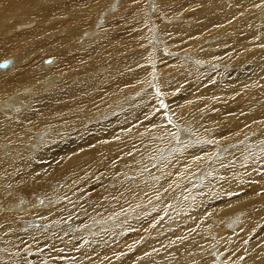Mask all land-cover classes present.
Listing matches in <instances>:
<instances>
[{
    "label": "bare ground",
    "instance_id": "6f19581e",
    "mask_svg": "<svg viewBox=\"0 0 264 264\" xmlns=\"http://www.w3.org/2000/svg\"><path fill=\"white\" fill-rule=\"evenodd\" d=\"M263 2L0 0V152L10 153L5 161L0 155V180L6 179L0 182V227L14 217L6 211L15 207L12 194L27 195L23 184L12 189V173L48 163L38 148L37 155L28 151L44 139L65 152L63 159H51L56 165L44 175L109 174L112 183L100 175L98 190L108 196L113 213L126 210L87 229H114L109 238L130 247L127 252L107 246L105 233H91L80 238L91 249L88 257L71 264H105L98 257L106 250L115 253L117 264H264V59H243L251 46L240 36L264 41ZM227 25L232 26L223 33ZM213 38L220 40L210 44ZM230 40L249 47L223 49ZM163 41L169 49L158 45ZM164 51L179 52L180 58L172 62ZM186 81L196 87L169 111L188 109L193 119L182 129L190 138L168 144L159 130L145 133L153 122L140 114L164 107L168 112L160 99L170 104ZM235 94L238 113L232 109ZM219 108L228 113H216ZM60 121L67 131L73 128L72 141L59 135ZM84 122L89 124L82 128ZM156 147L164 153L146 177L134 186L127 175L111 188L145 149ZM254 150L261 151L253 159ZM250 176L257 186L249 185ZM193 178L210 185L208 197L196 189L184 201ZM60 200L41 203L49 208ZM207 203L214 208L202 213ZM253 205L259 208L251 214Z\"/></svg>",
    "mask_w": 264,
    "mask_h": 264
},
{
    "label": "rangeland",
    "instance_id": "374dc122",
    "mask_svg": "<svg viewBox=\"0 0 264 264\" xmlns=\"http://www.w3.org/2000/svg\"><path fill=\"white\" fill-rule=\"evenodd\" d=\"M263 10L264 2L261 13L263 12ZM163 11L167 16L173 17V9L171 7H166ZM148 22L150 25H152L150 19H148ZM159 22L161 23V21ZM168 22H175V18ZM231 26L232 25H227L223 30V33ZM152 31L157 34H161L155 29H152ZM243 35H245L251 47L249 51H246L245 55L242 58L244 59L246 55L248 57L250 56V62L252 61V59H255L257 57H261L262 59H264V41H261L259 37L253 38L251 36L248 39L246 33H242L240 36ZM229 39L231 38L228 37V40ZM219 40L220 38H213L209 41V43H215ZM231 41L232 40H230L228 43L223 44V49L236 53L240 52V50L248 49L249 47L247 44H241L240 46H237L235 44L232 46ZM164 44L165 46H161L162 48H170L166 41H163L162 44L158 45ZM252 50H258L259 53L253 52ZM177 53L179 52H176V54ZM164 54L170 56V58L173 59L172 62H174L177 58H180V56L175 57L176 54H170L167 51H164ZM182 54L184 56V53ZM163 57L164 56L162 55L161 58ZM7 58L9 57L1 58V60L5 59L6 62H8ZM183 58H185V56ZM48 59L50 58H47L46 62ZM226 69L229 70V68L227 67ZM200 79L202 78L200 77ZM187 83V81L180 83V86L176 89V98H174L170 104H167L160 99L162 105L168 107V112L166 111V107H164L163 109L159 108L151 109L148 112L144 111L140 114V118L142 120L150 123L153 122L149 125L150 129L145 130V133L154 129L159 130L162 135H165L164 138L166 143L168 144L171 142L179 144L181 140L190 138V133L185 132L184 130L186 129H182V127H188L186 123H189V121L193 119L189 118L188 109L185 110L179 108L181 112L175 111L173 114H171V112L169 111L170 106L175 107L181 104L183 102V99L188 95L191 89L196 87L186 86ZM237 95L238 94H235L232 98V109L233 111L238 113V102L235 101ZM20 102L21 99L17 101L18 104H20ZM215 112L222 115L228 113L227 109L225 108H219L215 110ZM233 116L236 117L237 115L234 114ZM157 121H159L158 124L156 123ZM60 122H64V126H61L62 131L59 132V135L61 137H66L65 139H67V141H72L70 137L73 136V128L70 127V130L67 131L65 121ZM84 123V125L83 123L80 124L82 125V128L89 124L87 122ZM215 124L217 126V123ZM49 134L50 130L47 131L46 135L48 136ZM148 137L151 140H154L152 135H148ZM192 137L193 140L196 139L195 135H193ZM43 140L44 139H41L40 142L29 145L30 147L28 151L32 155H37L38 152L36 151V148H38L43 154L42 156H39V158L46 157L48 161L47 165H45L44 167H41V165H33L31 169L25 174H18L16 172H13L11 178L9 179L15 180L13 182L14 184L12 186V189L16 182L17 186L23 184L27 195L22 196L18 192L13 193L10 203H12L15 207L10 209L6 208V211L13 210L12 216L14 217L5 226L0 227V264H71L74 261L78 260L80 257H88L91 249L86 243H80V238L91 233H93L94 236L98 235V237H100V234L102 232L105 233L104 239L106 240V245L111 248L124 246L121 244V242H119V239L111 240L109 238L108 234H111L114 229L109 230L108 227H106V229L94 232H90L87 229V227L95 220L104 218L105 220L115 221L117 220L114 218L116 215H122L124 214L123 212L126 211L121 208L118 213H113L112 208H110L108 196L103 195V193H100V191L98 190V187L100 185V175L105 176L107 179H109L110 183H112L113 176H109V174L105 175L104 173L99 175V172L95 171V179L93 172L91 173V175H88L84 178L78 176L63 177L61 174L56 178L49 179L48 176L44 175V172L51 168V166L56 165V163H52L54 165L51 164V159H63L65 152L59 151L60 148L58 149V147H51L48 142ZM152 143L154 147L156 146L157 142L152 141ZM168 146L171 147L172 145ZM157 150L158 147L154 149H145L144 153L136 158L125 172H122L123 176L115 180L114 186H111V188L115 187L118 181L125 179L127 175V180H129L131 184L136 186L141 177H146V175L154 167L157 166L156 160L161 158V153H164V150L160 149L158 152H156ZM260 151L261 150L252 151L253 159L260 153ZM9 154L10 153L7 152H0L1 159L4 161L8 160L10 158ZM243 158H245V155ZM245 161L247 162L245 167L250 165L251 162L247 159V157ZM254 161L260 162V160ZM73 166V168H79V166L77 165ZM191 177L192 176H190V178ZM190 178H187V182ZM246 178L248 179L250 186H257L258 182L254 178V176ZM5 180L6 179H1L0 182H3ZM204 180L205 179L201 180L199 178L192 179L191 184L187 186L188 190L185 194L188 195V197H186L184 201H188L190 199L189 196L196 189H199L201 196L204 199L208 197L210 185H205L203 183ZM221 184L222 182L219 183V186ZM90 185H94V189H91ZM223 187L225 188V185H223ZM232 190H234V188L231 187L228 193L230 194ZM223 192V188L220 187L219 193ZM4 195L6 198L8 197V194L4 193ZM54 198H61V200L58 202L55 201L56 203L49 208H45L49 203H41L43 201H50ZM148 201H150L151 204L155 202L153 198L149 199ZM259 205L252 206V208L250 209L251 214L258 210ZM213 208L214 206L210 203L200 206V210L202 213L209 212ZM236 209L242 210L243 207L240 206ZM115 236H118V234L116 233ZM249 238L252 240L251 235ZM129 240L133 241L134 238H129ZM122 242L124 241L122 240ZM93 243H95L94 240ZM71 246L73 248V251L69 252V250H71ZM124 247L126 252L130 248L127 246ZM120 257L121 256H119V258ZM98 261L105 264H117L118 262L117 258H115V253H110L108 250H106L104 256L98 257Z\"/></svg>",
    "mask_w": 264,
    "mask_h": 264
},
{
    "label": "water",
    "instance_id": "95a60500",
    "mask_svg": "<svg viewBox=\"0 0 264 264\" xmlns=\"http://www.w3.org/2000/svg\"><path fill=\"white\" fill-rule=\"evenodd\" d=\"M3 65H5V64H3Z\"/></svg>",
    "mask_w": 264,
    "mask_h": 264
}]
</instances>
